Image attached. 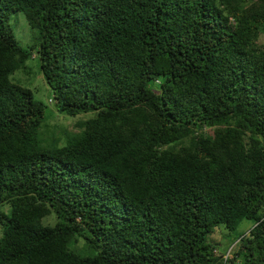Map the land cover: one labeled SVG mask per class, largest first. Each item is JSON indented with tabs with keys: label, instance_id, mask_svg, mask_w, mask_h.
I'll use <instances>...</instances> for the list:
<instances>
[{
	"label": "trees",
	"instance_id": "trees-1",
	"mask_svg": "<svg viewBox=\"0 0 264 264\" xmlns=\"http://www.w3.org/2000/svg\"><path fill=\"white\" fill-rule=\"evenodd\" d=\"M261 34L264 0H0V264H264ZM34 52L57 113L89 115L63 147L11 77Z\"/></svg>",
	"mask_w": 264,
	"mask_h": 264
},
{
	"label": "rangeland",
	"instance_id": "rangeland-1",
	"mask_svg": "<svg viewBox=\"0 0 264 264\" xmlns=\"http://www.w3.org/2000/svg\"><path fill=\"white\" fill-rule=\"evenodd\" d=\"M11 23L16 40L22 47L29 48L36 44V36L28 27L22 13L14 15ZM259 42L264 45V34L260 35ZM11 77L15 83L31 89L34 92L35 98L42 101L46 106V119L41 132L42 141L55 147H63L69 139L80 133V125L88 119L89 115L82 114L71 118L57 113L52 91L39 73V61L35 52L32 53L26 66L23 69L17 70ZM45 222H50V219H46ZM252 226V221L244 220L240 223L236 232L248 233ZM234 234L229 233L223 227L217 228L214 231L209 240L216 245V249L213 252L215 256H221L223 259H226L235 255L240 247L238 241L232 240ZM99 247L102 249L103 246L100 245ZM84 248L83 240H77L75 246L70 248V251L81 256Z\"/></svg>",
	"mask_w": 264,
	"mask_h": 264
}]
</instances>
